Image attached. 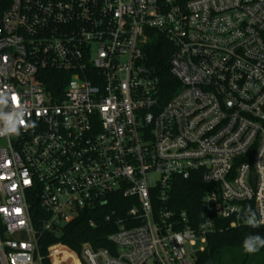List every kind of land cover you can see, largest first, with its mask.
Here are the masks:
<instances>
[{"label": "built area", "instance_id": "1", "mask_svg": "<svg viewBox=\"0 0 264 264\" xmlns=\"http://www.w3.org/2000/svg\"><path fill=\"white\" fill-rule=\"evenodd\" d=\"M153 35L173 47L166 103ZM0 93V130L24 112L0 136V264H195L219 220L264 225V0H0ZM179 179L204 185L198 214L176 206ZM117 194L109 247L41 251Z\"/></svg>", "mask_w": 264, "mask_h": 264}, {"label": "trees", "instance_id": "2", "mask_svg": "<svg viewBox=\"0 0 264 264\" xmlns=\"http://www.w3.org/2000/svg\"><path fill=\"white\" fill-rule=\"evenodd\" d=\"M173 52L172 45L162 35H153L145 47L146 62L154 69L160 79L162 101L166 103L176 91L179 82L171 73L170 58ZM46 90L59 96L65 89L66 79L62 72L47 71L42 78ZM204 192V185L198 180H182L175 184L173 200L180 209H186L191 215L198 214L200 201ZM128 200L122 195H114L107 206L100 208V214L84 213L68 224L59 236L45 233L41 240V251L46 253L48 246L60 242L68 247L79 250L84 242H91L95 247H109L107 236L113 231L110 222L106 221V214L111 208L116 209L115 219L126 215ZM38 206L33 208L34 220H37ZM37 212V213H36ZM96 220V226L90 225V220ZM249 235L264 237V225L251 227L243 225L231 227L225 220H219L217 229L208 234L204 251L198 252L195 264H264V248L254 254L245 252L243 244ZM46 264H49L46 262Z\"/></svg>", "mask_w": 264, "mask_h": 264}, {"label": "clouds", "instance_id": "3", "mask_svg": "<svg viewBox=\"0 0 264 264\" xmlns=\"http://www.w3.org/2000/svg\"><path fill=\"white\" fill-rule=\"evenodd\" d=\"M5 102V95L0 93V104ZM24 112L18 113V118H14L13 116L2 117L5 123V127L0 130V136L6 135H19L20 133V125L24 123L23 120ZM244 223L251 227H258L260 221L256 218V213L249 208L245 213ZM245 252L249 254H254L258 252L261 248H264V237L260 235H249L245 238L243 244Z\"/></svg>", "mask_w": 264, "mask_h": 264}]
</instances>
